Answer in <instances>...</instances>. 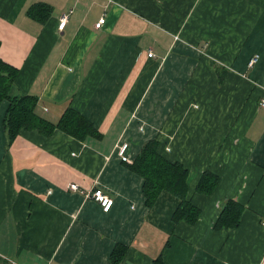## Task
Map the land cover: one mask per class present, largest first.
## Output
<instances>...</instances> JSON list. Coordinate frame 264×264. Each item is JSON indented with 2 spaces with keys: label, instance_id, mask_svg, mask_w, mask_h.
I'll return each mask as SVG.
<instances>
[{
  "label": "crops",
  "instance_id": "obj_1",
  "mask_svg": "<svg viewBox=\"0 0 264 264\" xmlns=\"http://www.w3.org/2000/svg\"><path fill=\"white\" fill-rule=\"evenodd\" d=\"M37 2L52 8L44 22L26 13ZM0 59L17 69L10 94L35 95L52 123L73 108L94 130L21 129L7 144L0 102V264H112L118 243L117 264H264V0H0ZM152 138L188 168L193 224L172 221L167 192L144 204L128 164ZM205 170L209 194L194 189ZM228 199L239 225L216 230Z\"/></svg>",
  "mask_w": 264,
  "mask_h": 264
},
{
  "label": "trees",
  "instance_id": "obj_2",
  "mask_svg": "<svg viewBox=\"0 0 264 264\" xmlns=\"http://www.w3.org/2000/svg\"><path fill=\"white\" fill-rule=\"evenodd\" d=\"M51 6L43 2L30 5L26 13L44 22L51 12ZM17 69L0 59V102L4 99L8 105L3 118L6 131L7 144H10L21 129H37L43 135H49L55 128L78 138L83 139L88 133L93 132L91 123L80 112L67 108L56 123L42 117L36 111L37 97L31 94L12 95L9 92L16 76ZM128 168L142 177V194L144 204L151 207L160 192L164 191L178 199L177 206L172 213L173 222L185 221L195 223L200 216V208L189 199V171L180 161H173L165 157L159 150V142L155 139L145 141L140 147ZM218 183L216 173L203 171L195 184V191L202 194L211 193ZM243 205L228 199L221 207L218 217L213 223L216 230L221 228H234L239 225ZM125 247L115 244L110 261L117 264L123 257ZM152 264H163L161 254Z\"/></svg>",
  "mask_w": 264,
  "mask_h": 264
},
{
  "label": "built area",
  "instance_id": "obj_3",
  "mask_svg": "<svg viewBox=\"0 0 264 264\" xmlns=\"http://www.w3.org/2000/svg\"><path fill=\"white\" fill-rule=\"evenodd\" d=\"M67 20V13H63L60 18H59V22H58V29H62L63 26L65 25ZM105 18L104 16L98 18V20L95 22V27H100V25L104 22ZM149 56H152V52H148ZM259 58V54H252L251 57L248 60V65L252 66L254 63L257 62ZM260 106H264V98H261L260 102H259ZM128 148V144L127 142H118V144L116 145V153L118 155V157L120 158V160L122 161H128V157L126 154ZM68 189L69 190H78V184H76L75 182H70L68 184ZM86 196L95 200L101 207V209L103 211H108L110 209V207L113 204V198L107 194L105 191H103L101 188L98 187H93L91 188L87 193Z\"/></svg>",
  "mask_w": 264,
  "mask_h": 264
},
{
  "label": "rangeland",
  "instance_id": "obj_4",
  "mask_svg": "<svg viewBox=\"0 0 264 264\" xmlns=\"http://www.w3.org/2000/svg\"><path fill=\"white\" fill-rule=\"evenodd\" d=\"M250 57H251V56H250ZM250 57H249V58H250ZM248 60H249V59H248ZM248 60H247V62H246L247 64H248ZM253 65H254V64H253Z\"/></svg>",
  "mask_w": 264,
  "mask_h": 264
}]
</instances>
